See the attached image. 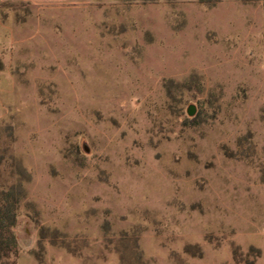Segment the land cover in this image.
Segmentation results:
<instances>
[{
	"label": "rangeland",
	"instance_id": "rangeland-1",
	"mask_svg": "<svg viewBox=\"0 0 264 264\" xmlns=\"http://www.w3.org/2000/svg\"><path fill=\"white\" fill-rule=\"evenodd\" d=\"M0 18L20 40L0 34L18 264H264V0H16Z\"/></svg>",
	"mask_w": 264,
	"mask_h": 264
},
{
	"label": "trees",
	"instance_id": "trees-1",
	"mask_svg": "<svg viewBox=\"0 0 264 264\" xmlns=\"http://www.w3.org/2000/svg\"><path fill=\"white\" fill-rule=\"evenodd\" d=\"M190 114H194V107L190 108ZM16 201L17 199L6 198V201L0 204V264H18V241L14 232L17 218ZM250 250L255 251L257 259L261 258L260 248L252 247Z\"/></svg>",
	"mask_w": 264,
	"mask_h": 264
},
{
	"label": "crops",
	"instance_id": "crops-1",
	"mask_svg": "<svg viewBox=\"0 0 264 264\" xmlns=\"http://www.w3.org/2000/svg\"><path fill=\"white\" fill-rule=\"evenodd\" d=\"M6 1H16V0H0V3L2 2H6ZM10 25L9 29H10V33H7V30H5L6 28L8 29V26H6L7 24H5L3 22V20L0 18V30H1V35H3L2 33H5L7 35L6 37H4V45L5 46H9V47H14L17 45V43L20 41L18 40L16 37H15V34H16V30L15 29V23L14 21L10 20V22L8 23ZM13 29H14V32H13ZM15 33V34H14ZM6 38V40H5ZM262 256V255H261ZM263 258V256H262Z\"/></svg>",
	"mask_w": 264,
	"mask_h": 264
}]
</instances>
